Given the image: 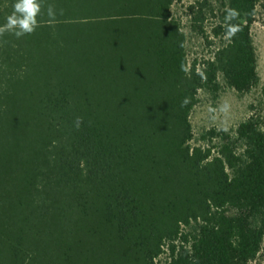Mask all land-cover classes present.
Instances as JSON below:
<instances>
[{"label":"trees","instance_id":"16d2710c","mask_svg":"<svg viewBox=\"0 0 264 264\" xmlns=\"http://www.w3.org/2000/svg\"><path fill=\"white\" fill-rule=\"evenodd\" d=\"M179 1L38 0L33 33L0 34V264H251L263 252V122L192 144L190 119L202 92L259 86L262 0H187L211 49L193 61ZM15 3L0 0V27Z\"/></svg>","mask_w":264,"mask_h":264},{"label":"rangeland","instance_id":"374dc122","mask_svg":"<svg viewBox=\"0 0 264 264\" xmlns=\"http://www.w3.org/2000/svg\"><path fill=\"white\" fill-rule=\"evenodd\" d=\"M172 14L180 21L182 30L186 34L189 60L208 57L211 49L205 45L203 37L191 29L188 1L176 2L172 7ZM207 25L209 26L210 23ZM252 35L258 60L259 86L245 95L229 88H224L218 97L200 93L199 104L190 117L195 137L192 144L198 143L200 136L210 129L232 132L251 116L260 118L264 125V0L261 2L256 23L252 28ZM161 260L162 264H165L166 256ZM251 264H264V249L258 259Z\"/></svg>","mask_w":264,"mask_h":264},{"label":"clouds","instance_id":"9594fccd","mask_svg":"<svg viewBox=\"0 0 264 264\" xmlns=\"http://www.w3.org/2000/svg\"><path fill=\"white\" fill-rule=\"evenodd\" d=\"M13 8V14L7 17L6 24L0 27V34L7 32L20 38L33 33L38 26L37 17L41 12V5L38 0H16ZM61 14H63L62 11ZM55 15L53 9L49 8L48 16L54 17ZM81 123L82 120L78 117L75 126L79 128Z\"/></svg>","mask_w":264,"mask_h":264}]
</instances>
